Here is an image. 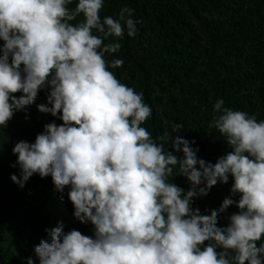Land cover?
<instances>
[{
	"label": "clouds",
	"instance_id": "obj_1",
	"mask_svg": "<svg viewBox=\"0 0 264 264\" xmlns=\"http://www.w3.org/2000/svg\"><path fill=\"white\" fill-rule=\"evenodd\" d=\"M103 4L0 0V128L42 90L47 102L37 109L62 121L14 144L20 175L10 179L22 188L34 174L50 176L61 199L68 189L73 216L93 226L91 235L45 229L48 239L34 246L39 264H264V119L217 99L208 128L230 150L215 163L179 135L181 123L153 138L142 126L152 114L143 93L109 70L122 59L105 58L142 21L128 6L101 17ZM230 177L231 195L218 208L192 207ZM231 205L238 211L218 226Z\"/></svg>",
	"mask_w": 264,
	"mask_h": 264
},
{
	"label": "trees",
	"instance_id": "obj_2",
	"mask_svg": "<svg viewBox=\"0 0 264 264\" xmlns=\"http://www.w3.org/2000/svg\"><path fill=\"white\" fill-rule=\"evenodd\" d=\"M123 6L134 9L133 18L142 22L135 37L125 31L118 41L121 49L106 54L109 61L123 60L121 67L109 70L143 93L152 114L142 126L153 138L166 128L170 131L169 122L181 123L179 135L194 141L191 146L198 148L199 158L215 163L230 150L219 132L208 128L217 99H223L225 107L264 119V0H104L100 15L115 17ZM46 102L42 90L33 104L0 128V264H27L28 258L39 264L34 246L48 239L45 229L58 224L66 232L93 231L90 223L73 216L68 189L61 199L50 176L34 174L22 188L10 179L11 174L20 175L14 144L34 142L46 123H62L37 109ZM172 182L185 190L190 186L181 175ZM231 184V177L228 183H218L207 195L195 197L192 207L208 214L207 209L218 208L231 195ZM236 211L235 205L229 206L218 226H226Z\"/></svg>",
	"mask_w": 264,
	"mask_h": 264
}]
</instances>
